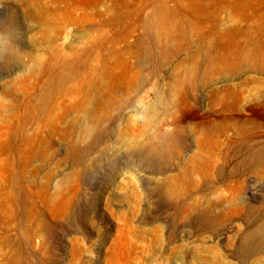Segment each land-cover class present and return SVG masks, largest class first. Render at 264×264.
<instances>
[{
	"label": "rangeland",
	"instance_id": "1",
	"mask_svg": "<svg viewBox=\"0 0 264 264\" xmlns=\"http://www.w3.org/2000/svg\"><path fill=\"white\" fill-rule=\"evenodd\" d=\"M261 151L264 0H0V264H264Z\"/></svg>",
	"mask_w": 264,
	"mask_h": 264
},
{
	"label": "bare ground",
	"instance_id": "2",
	"mask_svg": "<svg viewBox=\"0 0 264 264\" xmlns=\"http://www.w3.org/2000/svg\"><path fill=\"white\" fill-rule=\"evenodd\" d=\"M205 145V144H204ZM203 145V146H204ZM205 147H208V146H205ZM214 151V150H213ZM262 152V151H261ZM219 154H220V152H219ZM262 156H264V151L262 152V153H259L258 152V154H256V156H255V158H254V162H259V161H261V158H262ZM229 157V156H228ZM212 159H213V157H212ZM214 161V160H213ZM228 161V160H227ZM219 164V163H218ZM210 165V164H209ZM217 168V167H216ZM238 170V169H237ZM260 233H262V231H260ZM264 235V234H263Z\"/></svg>",
	"mask_w": 264,
	"mask_h": 264
}]
</instances>
